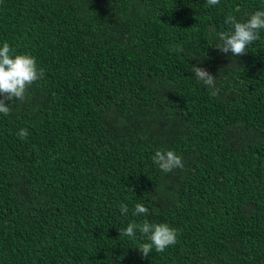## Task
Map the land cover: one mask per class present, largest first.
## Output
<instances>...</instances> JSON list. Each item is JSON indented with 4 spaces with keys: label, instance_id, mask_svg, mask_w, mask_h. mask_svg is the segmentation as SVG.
<instances>
[{
    "label": "trees",
    "instance_id": "1",
    "mask_svg": "<svg viewBox=\"0 0 264 264\" xmlns=\"http://www.w3.org/2000/svg\"><path fill=\"white\" fill-rule=\"evenodd\" d=\"M257 10L264 0H0V46L44 70L0 114V264H264V30L245 55L214 48L227 15ZM158 149L184 167L162 172ZM144 219L177 243L142 258L141 234L119 232Z\"/></svg>",
    "mask_w": 264,
    "mask_h": 264
},
{
    "label": "clouds",
    "instance_id": "2",
    "mask_svg": "<svg viewBox=\"0 0 264 264\" xmlns=\"http://www.w3.org/2000/svg\"><path fill=\"white\" fill-rule=\"evenodd\" d=\"M220 0H206L208 6H216ZM224 23L230 29L218 32L217 35L221 43L216 48L220 53L232 56H242L247 53L249 45L261 38V30H264V10H257L246 20L238 21L235 15L226 16ZM177 48L176 51H180ZM191 72L194 73L195 80L202 81L210 91V95L215 97L220 89L216 87L215 76L210 74L205 68L191 65ZM44 76V70L39 68L36 58L28 53H17L7 42L0 46V114L8 116L11 112L10 102L17 100L25 101L29 89ZM18 137L26 140L27 129H20ZM152 162L162 172L169 173L174 169L183 168V160L174 150H156L152 156ZM122 214H127L129 209L126 204L119 205ZM148 208L143 203H136L133 216L148 215ZM137 232L145 241L139 245L138 249L142 258H147L155 250L162 253L166 248L177 243L178 229L171 227L168 223H155L144 219L137 223L133 221L126 228L119 232V236H127L136 239Z\"/></svg>",
    "mask_w": 264,
    "mask_h": 264
}]
</instances>
